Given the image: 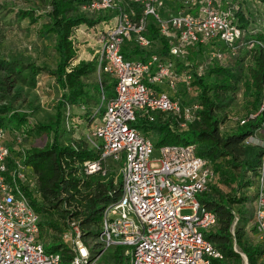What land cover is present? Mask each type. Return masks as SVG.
Wrapping results in <instances>:
<instances>
[{
	"label": "built area",
	"instance_id": "1",
	"mask_svg": "<svg viewBox=\"0 0 264 264\" xmlns=\"http://www.w3.org/2000/svg\"><path fill=\"white\" fill-rule=\"evenodd\" d=\"M237 5L231 0H86L81 4L89 14L109 13L91 27L77 28L73 39L78 30L90 34L98 73L115 81L111 95L101 92L104 110L88 137L97 158L86 161L83 169L92 174L102 170L105 160L120 161L121 194L104 206L99 233L91 244L83 242L75 221L68 222L62 237L71 239L67 264H99L112 247L121 249L127 264H216L224 259L203 232L215 225L216 215L197 198L214 177L210 162L196 154L195 143L158 146L132 124L138 113L149 117L158 111L172 114L180 129L198 119L194 80L207 65L188 57L200 46V52L207 49L209 62L223 63L257 43V24L242 27L237 13L250 16ZM150 20L158 37L148 33ZM165 45L167 53H163ZM123 48L129 57H124ZM134 48L144 58L133 54ZM8 142L7 131L0 128V264H63L61 251H46L39 239V215L24 192L33 187L37 194L35 178L22 164L25 153L14 157ZM254 178L252 228L264 242V151Z\"/></svg>",
	"mask_w": 264,
	"mask_h": 264
},
{
	"label": "trees",
	"instance_id": "2",
	"mask_svg": "<svg viewBox=\"0 0 264 264\" xmlns=\"http://www.w3.org/2000/svg\"><path fill=\"white\" fill-rule=\"evenodd\" d=\"M42 1L48 6L47 21L41 25L39 33L54 36L55 67L49 69L30 62L24 64L3 59H0V67H4L8 74H20L25 69L34 76L40 71H47L54 77L61 94L57 98L54 115L46 123L31 122L27 113L16 111L11 104L0 105V128L7 131L9 146L11 141H25L32 133H44L48 138L42 146L28 148L22 161L28 174L35 178L37 194L33 195L27 190L24 192L39 215L40 230L50 228L63 232L67 230L68 222L75 221L80 228L81 239L94 240L99 233L104 206L115 202L121 194L118 173L121 162L105 160L102 170L86 174L84 163L96 159V151L88 139L63 137L66 133L69 135L73 128V116L67 110L81 109L87 120L96 115L100 117L104 110L100 105L101 92L106 94V89L114 87L115 81L110 75L102 72L96 74L94 58L74 62L75 30L82 25L91 27L109 17V13L84 12L81 4L86 0ZM257 1L264 4V0ZM19 13L21 18H28L29 23H35L38 19L33 9ZM237 16L242 27H246L249 20H245L241 12ZM147 30L150 37H158L153 21H149ZM254 40L257 43L252 49L228 56L223 63L208 62L204 73L195 77L200 109L196 112L198 119L188 123L186 129L176 126L177 121L172 114L161 111L153 112L149 117L138 113L132 124L145 135L152 133L158 146L181 141L195 143L196 154L210 162L214 176L217 175L221 184L231 190V195H221L211 183L213 177L207 189L201 193L202 197L198 198L217 218L212 226L214 232L204 234L223 253L224 259L216 261V264H244L242 255L246 264L264 262V242L258 239L252 227L255 242L245 239V227L253 220L254 194L247 198L243 191L255 186L256 167L264 151L261 146L246 142L247 138L264 128V32H256ZM199 52L200 46H197V51L188 58L193 60ZM122 53L124 57L130 56L127 48H123ZM132 53L144 58L138 48H134ZM163 53H167V45ZM241 89L246 98L245 113L231 128L228 123L233 117L228 110L229 102ZM250 114L253 116L250 117ZM240 120L244 122L240 124ZM186 137L188 141H185ZM11 152L18 157L22 150L11 148ZM103 170L105 173H102ZM248 203L251 205L250 211ZM240 215L243 216L242 224H239ZM54 216L63 219V229L56 221L49 220ZM70 252L69 249L61 252L63 262L69 260ZM123 260L118 248L105 264H123Z\"/></svg>",
	"mask_w": 264,
	"mask_h": 264
},
{
	"label": "rangeland",
	"instance_id": "3",
	"mask_svg": "<svg viewBox=\"0 0 264 264\" xmlns=\"http://www.w3.org/2000/svg\"><path fill=\"white\" fill-rule=\"evenodd\" d=\"M240 11L247 13L250 18H245L250 22H246L247 26L257 24L258 29L264 32V4L260 2L252 3L250 0H236ZM235 5V4H234ZM236 6V5H235ZM42 0H0V59L9 61L16 60L20 63H34L38 67L53 69L55 67L56 54L53 49L54 36L52 34L42 35L39 33L40 27L47 21L46 14L47 8ZM33 9L38 17L35 23H29L28 18H21L19 11ZM245 28V27H244ZM86 35H88L86 37ZM74 40V46L76 49V60L90 61L93 59L92 36L86 34L83 30L76 32V38ZM205 51L199 53L192 61L198 60L200 63H208V55ZM204 61V62H203ZM19 74V73H18ZM18 74H8L4 67H0V105L11 104L12 108L19 112H25L29 115L30 121H38L46 123L51 120L55 112V105L57 98L61 94V90L56 86L54 77L47 71H40L34 76L27 70L23 69ZM98 75V71L96 70ZM15 82H10V80ZM3 82L5 84H3ZM6 83L8 85H6ZM113 92V89H106L105 95L109 96ZM246 98L243 96L242 89L239 90L234 98L229 102L228 110L231 113L233 120L229 121L228 125L231 128L235 127V121L245 113ZM72 118V132L69 135L66 133L63 138L70 137L72 139H88L92 126L98 122V115L90 120H87L83 116L81 109H69L67 110ZM149 138L155 140V136L152 133L147 134ZM9 138V137H8ZM185 138V136H184ZM47 136L44 133L28 136L25 141H11L10 148L15 150H22L24 153L30 147H40L46 140ZM189 138L186 137L185 141ZM246 142L251 145H259L262 147L264 142H261L255 135L246 139ZM180 143H183L181 141ZM157 152H154L156 155ZM112 164V163H111ZM213 186H216L219 193L223 196L231 195V190L221 184L217 175L214 176L211 182ZM244 188V194L247 198L252 196V189ZM31 193L33 187H31ZM202 197L199 193L197 198ZM236 206V205H235ZM248 211L251 210V205H247ZM190 210H183L182 213H189ZM52 217V216H51ZM54 220L59 226L64 228V221L58 217L49 218ZM243 216L240 215L239 224H242ZM252 219L247 223L245 227V239L255 242L256 237L251 230ZM215 228L212 226L208 229H204L206 234H212ZM63 232H57L50 228L39 230L40 241L43 243L46 251H63L65 249L72 250L71 239H63ZM89 240V241H88ZM83 241L84 243L91 244L92 241L88 239ZM236 250L237 247H236ZM115 249L109 248L99 258V264H105L108 261V257L112 256ZM243 257V263L246 259ZM67 264V262H63ZM123 264H127L124 259Z\"/></svg>",
	"mask_w": 264,
	"mask_h": 264
},
{
	"label": "crops",
	"instance_id": "4",
	"mask_svg": "<svg viewBox=\"0 0 264 264\" xmlns=\"http://www.w3.org/2000/svg\"><path fill=\"white\" fill-rule=\"evenodd\" d=\"M255 136L258 137L261 142H264V128L258 130L255 133ZM255 187H256V183H255V186L252 188L253 189L252 193L254 194V197H255ZM253 202H254V200H253Z\"/></svg>",
	"mask_w": 264,
	"mask_h": 264
}]
</instances>
